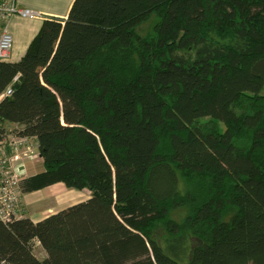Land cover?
<instances>
[{
	"label": "trees",
	"instance_id": "obj_1",
	"mask_svg": "<svg viewBox=\"0 0 264 264\" xmlns=\"http://www.w3.org/2000/svg\"><path fill=\"white\" fill-rule=\"evenodd\" d=\"M10 87L0 129L44 165L23 193L92 197L0 222V264H264V0H75Z\"/></svg>",
	"mask_w": 264,
	"mask_h": 264
},
{
	"label": "built area",
	"instance_id": "obj_2",
	"mask_svg": "<svg viewBox=\"0 0 264 264\" xmlns=\"http://www.w3.org/2000/svg\"><path fill=\"white\" fill-rule=\"evenodd\" d=\"M15 16L32 19L39 13L20 8L14 0H0V62L9 59L13 48L8 24ZM12 95L10 87L0 96V101ZM17 130L0 129V222L3 224L25 218L22 181L26 177V165L42 159L37 138L21 135Z\"/></svg>",
	"mask_w": 264,
	"mask_h": 264
},
{
	"label": "crops",
	"instance_id": "obj_3",
	"mask_svg": "<svg viewBox=\"0 0 264 264\" xmlns=\"http://www.w3.org/2000/svg\"><path fill=\"white\" fill-rule=\"evenodd\" d=\"M16 4L22 9H31L39 13L36 18H23L20 16H15L10 21L9 31L13 36L14 44L8 59L9 62H18L26 54L30 44L35 39V37L40 33L43 24L48 19H60L65 20L68 18L70 10L73 6L75 0H14ZM2 27V26H1ZM31 162V163H30ZM40 162L43 164V160ZM34 165V162L29 161L26 165V177H30L41 173L36 172L30 174V169ZM34 194L38 195V200L28 198ZM92 193L90 190H76L67 188L63 183H58L52 185L48 188L33 192V193H23V206L26 209L32 208V206L38 205L44 202H52L51 206L40 207V209L35 213H45L46 211H51V215L57 214L59 212L66 211L70 207L83 203L91 199ZM24 209V211H25ZM44 209V211H43ZM43 211V212H42ZM50 216V215H49ZM46 217L40 218L35 214L30 216H25V218H30L33 222L37 223L44 220ZM40 246L44 252V256L40 258L41 260L47 257L46 251L43 249L38 241L34 242V252L35 247Z\"/></svg>",
	"mask_w": 264,
	"mask_h": 264
},
{
	"label": "rangeland",
	"instance_id": "obj_4",
	"mask_svg": "<svg viewBox=\"0 0 264 264\" xmlns=\"http://www.w3.org/2000/svg\"><path fill=\"white\" fill-rule=\"evenodd\" d=\"M153 21H150L144 28H143V32H146L152 25H153ZM264 93V92H263ZM34 162V165L31 167L30 169V174H34L36 172H40L41 170H43V164L40 162V161H32ZM31 163V162H30ZM28 198H32L34 200H38V195L37 194H34L32 196H28ZM51 203L52 202H44V203H40L38 205H35V206H32V208H27L25 209V216H30L31 214H35L37 217H40V218H43V217H46V216H49L51 215V211H46L45 213L43 212L44 209H43V213L39 212V213H35L34 211H38L40 209V207H45V206H51ZM35 254L38 258H42L44 256V252L43 250L41 249L40 246L38 247H35Z\"/></svg>",
	"mask_w": 264,
	"mask_h": 264
}]
</instances>
